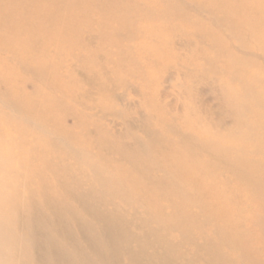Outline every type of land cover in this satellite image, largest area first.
Segmentation results:
<instances>
[{
    "label": "bare ground",
    "instance_id": "1",
    "mask_svg": "<svg viewBox=\"0 0 264 264\" xmlns=\"http://www.w3.org/2000/svg\"><path fill=\"white\" fill-rule=\"evenodd\" d=\"M189 1L223 16L163 0H0V264H264V65L230 47L264 53V0ZM185 32L207 46L184 58ZM75 63L97 81L95 100ZM183 64L199 73L180 81L178 115L160 77ZM205 71L240 127L194 111ZM135 82L147 137L85 112H118L108 88Z\"/></svg>",
    "mask_w": 264,
    "mask_h": 264
},
{
    "label": "rangeland",
    "instance_id": "2",
    "mask_svg": "<svg viewBox=\"0 0 264 264\" xmlns=\"http://www.w3.org/2000/svg\"><path fill=\"white\" fill-rule=\"evenodd\" d=\"M163 1L171 4L179 3L183 5L187 9V11H189L190 14L193 15L194 18H199L202 21H207L210 18L211 21L215 19L214 22H218L221 16H223L222 14L217 15L215 13L200 9L196 11V6L189 0ZM160 22H165L166 25L173 24L172 22L169 23L168 21H164V19L160 20ZM246 27L249 28V26ZM219 28L223 29L224 27L220 26ZM224 33L233 36V34H231V32H229L228 30H224ZM200 46L202 48H205V46H207V42L198 40V38L191 32H185L181 36H177L175 38V48L177 49L178 54H180L184 58L189 53L195 52L194 50ZM239 46L240 44L236 39L230 42L232 51L237 52L238 54H240V56L242 54L243 58L247 60H252L253 62L264 65V53L262 51L250 49L242 50ZM0 56L5 59H9L10 57L8 52L0 53ZM72 68L75 76L85 83V87L89 92L90 99L95 100L99 95L98 89L96 87L97 81H91L89 79L88 72L81 68L78 63H75ZM196 73H199V70L194 67H187V65L184 66L183 64L180 66V68L179 66H172L170 68H167L161 74L160 99L163 100L166 105L178 115H181L184 112L183 104L186 101L182 98L184 86L180 81L184 79L185 75ZM204 74L203 76L205 79H197L194 81V111L200 114L204 119L210 121V123H213L214 126L221 131L226 132L240 127L241 124L240 122H238V118L232 108L231 101L229 100V97H227L225 91H223V88L219 86V82H217L216 79H214L208 71H205ZM31 80H33L31 77H27V79H25L24 83L22 84L24 90L30 93L34 91V86ZM107 91L110 93V99L115 104L118 112L104 113L103 110L97 105H89L88 107H86L85 112L91 116L99 117L102 122H104L109 127V129L117 135H121L124 133L129 134L130 132H134L138 138L147 137L149 135L148 133H150V129L145 127V123L146 120L149 119V116L146 108L142 106V100L144 98V89L142 84L135 82L130 83L127 86L112 85L108 88ZM0 101L3 104H6L4 99H0ZM4 106L7 109L9 107H7L6 105ZM123 111H126L128 113L127 118H124L120 115L119 112ZM21 119L27 121V118H25L24 116H21ZM64 121L67 126L73 128L75 124V119L73 117L65 115ZM221 177L223 179H230L231 176L226 173ZM117 204L120 206L124 205V203L121 202H117ZM245 227L255 228L257 227V222L253 218H248L245 221Z\"/></svg>",
    "mask_w": 264,
    "mask_h": 264
}]
</instances>
